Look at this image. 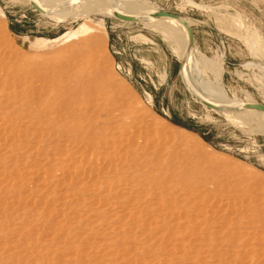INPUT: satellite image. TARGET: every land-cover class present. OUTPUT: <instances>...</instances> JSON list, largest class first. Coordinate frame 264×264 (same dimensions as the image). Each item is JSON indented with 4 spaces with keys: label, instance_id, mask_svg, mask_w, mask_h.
<instances>
[{
    "label": "rangeland",
    "instance_id": "374dc122",
    "mask_svg": "<svg viewBox=\"0 0 264 264\" xmlns=\"http://www.w3.org/2000/svg\"><path fill=\"white\" fill-rule=\"evenodd\" d=\"M84 1L0 0V264H264V0H115L185 21L188 43L161 20L191 65L138 10ZM90 122L175 176L119 169L114 145L85 140Z\"/></svg>",
    "mask_w": 264,
    "mask_h": 264
},
{
    "label": "bare ground",
    "instance_id": "6f19581e",
    "mask_svg": "<svg viewBox=\"0 0 264 264\" xmlns=\"http://www.w3.org/2000/svg\"><path fill=\"white\" fill-rule=\"evenodd\" d=\"M54 1H56V3H57V7H60V9L61 10H64V9H67V7H68V3L70 2H67L66 0H54ZM76 1L78 2L79 0H75V3H76ZM97 1V0H96ZM119 1V0H118ZM126 1V0H125ZM128 1V0H127ZM72 2H73V0H72ZM72 2H70V3H72ZM87 2H88V0H87ZM86 2V0L84 1V4L88 7V8H91V9H99V8H103V9H110L111 10V14H121L119 11L121 10V9H125V8H127V9H131V10H133V11H136V10H138L139 11V13L141 14V19H143V20H147V22L149 23H154L155 24V26L156 27H158V28H161L165 33H166V35L171 39V41L173 42V44L177 47V48H179V49H181L182 51H183V53L185 54V59H186V61L191 65V64H193V58L191 57V54L190 53H188V52H186V48H188V37L190 36L189 35V31H188V28H187V23L185 22V21H183L182 19H180V18H175V17H160L159 15H157V13L156 12H154L153 14H150L149 16L146 14V9L144 8V7H142V6H139V5H137V4H125V8L124 7H122L121 5H119L115 0H103V1H101V0H99V1H97V2H92V3H87ZM119 3H120V1H119ZM124 6V5H123ZM126 9V10H127ZM101 10V9H100ZM99 11V10H98ZM110 12V11H109ZM122 15H124V14H122ZM132 17V16H131ZM134 17V16H133ZM140 17V16H139ZM161 20H172V21H175V22H177V23H179V24H181L185 29H186V32H187V37L186 36H183V34H181L178 30L176 31L178 34H180V35H182L184 38H185V40L187 41V43H185L181 38H179L178 36H175V35H172L166 28H165V26L162 24V21ZM155 27V28H156ZM157 28V29H158ZM158 33H159V31H158ZM166 37V36H165ZM167 37V38H168ZM191 48V47H190ZM189 48V49H190ZM191 50V49H190ZM81 54V53H80ZM81 56V55H80ZM79 56V58L81 59V57ZM75 57V56H74ZM73 60H74V58H72ZM71 60V59H70ZM69 60V61H70ZM75 60H76V58H75ZM78 60V59H77ZM91 60V59H90ZM90 60H88L87 62H89V63H92L93 61H91L90 62ZM69 61L67 62V64L69 63ZM71 62V61H70ZM86 62V64L87 65H84L83 63L81 64V67H79V66H76V67H79V68H77L78 70H75V69H70L71 67L73 68V65L71 66V67H69V66H66V67H61L60 68V70H59V72L61 71V73L60 74H64V73H62V72H64V71H69L68 69H70L71 71L73 70H75V73H76V75H81L82 76V78H84L83 76L85 75V74H83L86 70L88 71V69H91L92 67H90L91 65H88V63ZM75 63H76V61H75ZM75 63H73V64H75ZM78 63V62H77ZM76 63V64H77ZM70 65V64H69ZM80 65V64H79ZM93 65V64H92ZM68 67V68H67ZM96 69V68H95ZM97 70V69H96ZM95 70V71H96ZM180 70H181V68H180ZM70 71V72H71ZM94 71V72H95ZM98 71V70H97ZM69 72V73H70ZM91 72H93V71H90L89 72V74L91 73ZM68 73V75H69V77H70V74ZM72 73V72H71ZM65 74H67V73H65ZM73 74V73H72ZM72 74H71V76H72ZM83 74V75H82ZM88 74V75H89ZM92 74V73H91ZM94 75H96V72L94 73ZM74 76V75H73ZM97 76V75H96ZM98 77V76H97ZM96 78V77H95ZM94 78V79H95ZM72 79V78H71ZM214 87V86H213ZM208 89H211V93L215 96V97H217L218 99H220V100H222L223 101V95L221 94V92L219 91V90H217V89H214V88H206V91H208ZM89 105V104H88ZM87 107V106H86ZM86 111L87 112H90V115H89V118H88V120L90 121L93 117H95V114H96V112H98V111H94L93 110V108H86ZM243 112V111H242ZM92 113V114H91ZM99 114V113H98ZM98 114H96V115H98ZM102 114H104V112L102 113ZM237 115V114H236ZM86 116V115H85ZM84 116V117H85ZM105 117V116H104ZM91 118V119H90ZM96 119H98V118H96ZM104 120V119H103ZM160 120H162V119H160ZM83 121V120H82ZM102 121V120H101ZM91 123L92 122H90L88 125H90V127L88 128H86L87 129V131L84 133V135H85V140H93L92 138L95 136V139H94V141L96 140V141H98V140H100L101 142H96V144L97 143H101V145H100V148H102L101 146L102 145H110L111 144V146H113L114 145V147H115V149H116V154L113 156V161H115V164H117V166L119 167V169H123V170H125V169H129L131 172L130 173H133V174H135V175H138L139 177H143V176H145L144 175V171H149V168H153V167H160L161 168V172H160V174H159V176L158 177H155V176H153L152 178H149L150 177V174L151 173H149V172H147V173H149V177H146L145 179H143L145 182H146V184H148V185H153L154 184V182H155V180L157 179V180H160V182L161 181H166L168 178H171L170 179V181L172 180V175L173 176H175L174 174H175V172H176V170H175V172H174V170H172V169H169V168H165V166L163 167H161L160 166V161H159V158L158 157H156V156H154L153 154V156H151V153H150V155H146V154H143L144 152L142 151V153H139V152H137V151H140V150H138L139 149V143H137V140L135 141V138L134 139H132V138H124V136H122L121 137V135L123 134H125V133H123L124 132V130L123 129H120V130H122L123 132H122V134L120 135V136H117V134H118V132H119V127L120 126H117L116 124H114V123H112V122H110V123H104V124H98V125H96L95 123H93L94 125H91ZM116 123V122H115ZM119 124H121V123H119ZM258 126H259V129L260 130H264V125L263 124H261V123H258ZM84 131H85V129H84ZM76 133V132H75ZM83 133V132H82ZM117 133V134H116ZM127 133V132H126ZM76 135H77V133H76ZM80 135V134H79ZM98 135V136H97ZM97 136V137H96ZM82 137V136H81ZM83 138V137H82ZM141 139V138H140ZM75 140V139H74ZM84 140V139H83ZM94 141H93V143H94ZM104 141V142H103ZM103 142V143H102ZM92 143V144H93ZM139 144V145H138ZM83 145V144H82ZM93 145H95V144H93ZM93 145H91V146H93ZM104 145V146H105ZM108 147V148H111L112 149V147ZM98 147V146H97ZM106 147V146H105ZM104 147V148H105ZM106 147V148H107ZM141 148V147H140ZM91 149H92V147H91ZM114 149V148H113ZM147 149V148H146ZM146 149H144L143 148V150H146ZM149 149V148H148ZM88 150V149H87ZM106 150V149H105ZM97 151V150H96ZM86 152V151H85ZM111 153V152H110ZM77 154V153H76ZM107 154H109L108 153V151H107ZM147 154H149V152L147 153ZM156 155V154H155ZM85 156V155H84ZM109 156V155H108ZM110 157H108V159H109ZM112 158H110V160H111ZM112 161V160H111ZM108 162V163H107ZM106 163L110 166V164H109V160L107 161ZM105 163V164H106ZM162 163V162H161ZM106 164V165H107ZM167 164V163H166ZM158 165V166H157ZM162 165V164H161ZM169 165V164H168ZM167 165V166H168ZM111 166H112V164H111ZM111 166L110 167H106L105 166V168H107L109 171H111L110 169H111ZM116 166V165H115ZM126 166H128V167H126ZM166 166V167H167ZM113 168H112V170L114 169V166H112ZM103 168H104V165H103ZM103 168H101V169H103ZM104 168V169H105ZM110 168V169H109ZM116 168V167H115ZM173 168V167H172ZM103 169V170H104ZM119 169H115V170H118V172H121V171H119ZM154 169V168H153ZM106 170V169H105ZM126 170V171H127ZM128 170V171H129ZM78 171V170H77ZM97 171V170H96ZM101 171V170H100ZM114 171V170H113ZM154 171H156L155 169H154ZM73 172H74V170H73ZM72 172V173H73ZM123 172V171H122ZM138 172V173H137ZM152 173H153V171H151ZM156 172H158V171H156ZM71 173V172H70ZM147 173H145V174H147ZM154 174V173H153ZM156 174V173H155ZM178 174V173H177ZM98 175V174H97ZM116 175V174H115ZM122 175H125L124 173L122 174ZM129 175V174H128ZM131 175V174H130ZM158 175V173L156 174V176ZM114 176V175H113ZM133 176V175H132ZM138 176H136V179H137V177ZM176 176H178V175H176ZM138 177V178H139ZM184 178V177H183ZM132 179V178H131ZM186 179H187V177H186ZM130 180V179H129ZM133 181L135 180V179H132ZM131 180V181H132ZM141 180V179H140ZM156 180V181H157ZM175 180V179H174ZM181 180V179H180ZM130 181V182H131ZM143 181V182H144ZM178 181V180H177ZM183 181V180H182ZM128 182V181H127ZM164 182H162L163 184H164ZM168 182V181H167ZM185 182V181H184ZM195 182V181H194ZM120 183V182H119ZM123 183V182H122ZM132 183H134V182H132ZM136 183H138V182H136ZM136 183H134V184H136ZM156 183V182H155ZM197 183V182H196ZM195 183V184H196ZM128 184V183H127ZM133 184V185H134ZM144 184V183H143ZM143 184H141V186H144ZM160 184V183H159ZM183 184V183H182ZM195 184H192V183H190V182H188L187 183V189L189 190V193L190 194H192V196H194L193 198H196V199H199L201 196H200V194L198 193V191L197 190H195V188H198V186H196ZM122 185V184H121ZM148 185H147V188H148ZM157 185H158V183H157ZM156 185V186H157ZM165 185H167V183H165ZM165 185H162V186H165ZM175 185H178V183H175ZM132 186V185H131ZM161 186V185H160ZM170 186H171V184H170ZM169 186V187H170ZM136 187V186H135ZM145 187H146V185H145ZM154 187H155V185H154ZM174 187V186H173ZM199 187H201V186H199ZM138 188V187H137ZM141 188V187H140ZM139 188V189H140ZM144 188V187H143ZM156 188V187H155ZM168 188V187H167ZM171 188V187H170ZM176 188H177V186H176ZM181 188V187H180ZM150 189V188H149ZM178 189V188H177ZM201 189V188H200ZM199 189V190H200ZM136 190V189H135ZM157 190H160V189H157ZM181 190H182V188H181ZM191 190H193L192 192H191ZM125 191V190H124ZM137 191H140V190H137ZM148 191H150V190H148ZM162 191V190H161ZM161 191L159 192L160 194H161ZM170 191V190H169ZM172 191H173V189H172ZM132 193V192H131ZM175 193V192H174ZM181 193H183L182 191H181ZM186 193V192H185ZM203 194H206V193H201V195H202V197L204 196ZM154 195V194H153ZM165 195V194H164ZM164 195H163V197H164ZM174 195V194H173ZM185 195V194H184ZM183 195V196H184ZM188 195V194H187ZM208 195V194H207ZM155 196V195H154ZM181 196V195H180ZM211 196V195H210ZM167 197H168V195H167ZM170 197H173V196H170ZM177 196H175V198H176ZM179 197V196H178ZM177 197V198H178ZM205 197V196H204ZM208 197V196H207ZM212 197V196H211ZM162 198V197H161ZM174 198V197H173ZM176 198V199H177ZM201 200L203 199V198H200ZM209 199V198H208ZM211 200H212V198H210ZM165 200V199H164ZM174 200V199H173ZM189 200V199H188ZM188 200H186V201H188ZM204 200H205V198H204ZM125 201H126V199H125ZM178 201V200H177ZM177 201L175 202V203H177ZM189 201H191V199L189 200ZM193 201H194V199H193ZM207 201V200H206ZM171 202H172V200H171ZM171 202H169V204L171 203ZM173 202V203H174ZM179 202V201H178ZM209 202V201H208ZM166 203V202H165ZM188 203V202H187ZM191 203V202H190ZM189 203V204H190ZM185 204V203H184ZM194 204H196V203H194ZM165 205H167V203L165 204ZM211 205V204H210ZM213 205V204H212ZM194 206H196V205H194ZM205 206V205H204ZM215 206V205H214ZM185 207V206H184ZM187 207V206H186ZM189 207V206H188ZM187 207V208H188ZM191 207V206H190ZM197 207V206H196ZM203 208H201V210H202ZM207 209V208H206ZM181 210V209H180ZM188 210V209H187ZM204 210V209H203ZM210 210H211V208H210ZM182 211V210H181ZM180 211V212H181ZM198 211V210H197ZM205 212H206V210H204ZM207 211H209V210H207ZM161 212V211H160ZM174 212V211H173ZM178 212V211H177ZM179 212V213H180ZM184 212V211H183ZM188 212V211H187ZM211 212V211H210ZM210 212H208V215H210L209 213ZM213 212H214V209H213ZM189 213V212H188ZM215 213V212H214ZM219 213V212H218ZM173 214V213H172ZM187 214V213H186ZM189 214H192V213H189ZM188 214V215H189ZM194 214V213H193ZM197 214V213H196ZM200 214H203L202 212H200ZM213 214V213H212ZM211 214V215H212ZM176 215H177V213H176ZM208 215H207V217L206 218H208ZM173 217H174V215H172ZM181 217H182V215H180ZM200 216H202V215H200ZM205 216H206V214H205ZM205 216H203V217H205ZM213 216H215V215H213ZM191 217V216H190ZM197 217H199V215H197ZM212 217V216H211ZM186 218V217H185ZM201 218V217H200ZM172 219V218H171ZM174 219H176V216L174 217ZM179 219V218H178ZM188 219V218H187ZM199 219V218H198ZM190 220H192L191 218H190ZM189 220V221H190ZM204 220V219H203ZM180 221V220H179ZM182 221V220H181ZM188 221V220H187ZM196 221V220H195ZM201 221V220H200ZM211 221V220H210ZM182 222H184V221H182ZM194 222V221H193ZM208 222V221H207ZM177 223V222H176ZM203 223H204V221H203ZM208 223H210V222H208ZM193 224V223H192ZM200 224V223H199ZM211 225H213V223H210ZM177 225V224H176ZM175 225V226H176ZM202 225V224H201ZM206 225V224H205ZM208 225V224H207ZM179 226V225H178ZM181 226V225H180ZM194 226V225H193ZM197 226V225H196ZM223 226V225H222ZM228 226V225H227ZM191 227V226H190ZM190 227H189V229H190ZM215 227H218V225H215ZM214 228V227H213ZM220 228V227H219ZM227 228H229V227H227ZM177 229H179L180 230V228L178 227ZM192 229V228H191ZM216 229V228H215ZM187 231H188V229H186ZM214 230V229H213ZM218 230V229H217ZM225 230H226V228H225ZM224 230V231H225ZM228 230V229H227ZM235 230V229H234ZM178 231V230H177ZM186 231V232H187ZM194 231V230H193ZM220 231V230H219ZM242 231V230H241ZM180 232V231H179ZM201 232H203V231H201ZM213 232V231H212ZM214 232H215V230H214ZM213 232V233H214ZM218 231H216V233H217ZM233 232V230L231 231V233ZM191 233V232H190ZM194 233V232H193ZM210 233V232H209ZM215 233V234H216ZM259 233V232H258ZM186 234V233H185ZM201 234V233H200ZM223 234V233H222ZM234 234V233H233ZM180 235V234H179ZM210 235V237H211V234H209ZM221 235V234H220ZM187 236V235H186ZM204 236V235H203ZM219 236V235H218ZM222 236V235H221ZM184 237V236H183ZM196 237H197V235H196ZM201 237V236H200ZM200 237H198L197 239H199ZM212 237L213 238H216V237H214L213 235H212ZM204 240H205V238L204 237H202ZM226 238L231 242V243H233V235H229L228 233L226 234ZM182 239H184V238H182ZM207 239V238H206ZM217 239V238H216ZM203 240V241H204ZM209 240H210V238H209ZM208 240V241H209ZM202 241V242H203ZM201 242V241H200ZM229 242V243H230ZM230 243V244H231ZM249 243V242H248ZM229 245V244H228ZM231 246H233V245H231ZM242 246V245H241ZM195 248V247H194ZM211 248V247H210ZM263 255V254H262Z\"/></svg>",
    "mask_w": 264,
    "mask_h": 264
},
{
    "label": "crops",
    "instance_id": "0c3cea01",
    "mask_svg": "<svg viewBox=\"0 0 264 264\" xmlns=\"http://www.w3.org/2000/svg\"><path fill=\"white\" fill-rule=\"evenodd\" d=\"M61 36V35H60ZM59 36V37H60ZM59 37H57V38H55V39H52V40H44V42H51V41H54V40H56V39H58Z\"/></svg>",
    "mask_w": 264,
    "mask_h": 264
},
{
    "label": "water",
    "instance_id": "95a60500",
    "mask_svg": "<svg viewBox=\"0 0 264 264\" xmlns=\"http://www.w3.org/2000/svg\"><path fill=\"white\" fill-rule=\"evenodd\" d=\"M190 37H191V34H190Z\"/></svg>",
    "mask_w": 264,
    "mask_h": 264
}]
</instances>
